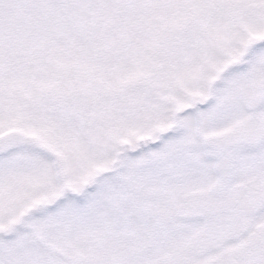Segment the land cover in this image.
Masks as SVG:
<instances>
[{
	"label": "snow or ice",
	"instance_id": "snow-or-ice-1",
	"mask_svg": "<svg viewBox=\"0 0 264 264\" xmlns=\"http://www.w3.org/2000/svg\"><path fill=\"white\" fill-rule=\"evenodd\" d=\"M0 264H264V0H0Z\"/></svg>",
	"mask_w": 264,
	"mask_h": 264
}]
</instances>
